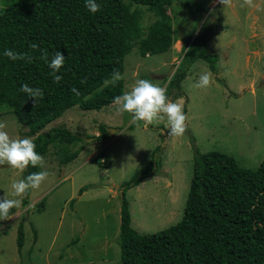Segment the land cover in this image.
Wrapping results in <instances>:
<instances>
[{
  "label": "rangeland",
  "instance_id": "1",
  "mask_svg": "<svg viewBox=\"0 0 264 264\" xmlns=\"http://www.w3.org/2000/svg\"><path fill=\"white\" fill-rule=\"evenodd\" d=\"M11 2L0 0V6ZM241 3L233 0L224 7L219 0H173L166 11L174 35L170 49L140 57L133 47L123 58V92L137 79L166 87L169 100L182 103L187 116L182 136L168 134L166 116L144 126L132 124L131 115L121 114L114 102L98 110L73 105L40 130L62 126L80 139L47 147L45 167L38 172L49 175L38 189L14 197L11 185L24 174L0 166V197L22 200L10 219L0 221V264H119L122 183L134 172L149 169L124 192L130 226L146 234L180 220L195 151L225 153L247 169L258 166L264 158V0H255L260 10ZM153 18L142 7L143 28ZM193 38L216 54V70L196 59L179 89H171L169 77ZM205 72L212 75L211 86L194 87ZM0 122L11 138H32L6 107H0ZM100 124L105 135L96 139ZM74 151L77 155L62 163ZM19 224L23 242L18 249Z\"/></svg>",
  "mask_w": 264,
  "mask_h": 264
},
{
  "label": "trees",
  "instance_id": "2",
  "mask_svg": "<svg viewBox=\"0 0 264 264\" xmlns=\"http://www.w3.org/2000/svg\"><path fill=\"white\" fill-rule=\"evenodd\" d=\"M172 1L96 0L100 10L94 14L85 0H12L0 6V107L27 127L37 153L44 155L55 142L80 139L62 126L40 132L66 109L76 105L98 110L123 93L122 79L115 85L106 81L111 80L113 70L122 73L123 58L133 47L140 57L170 49L174 35L166 11ZM142 7L154 16L145 28ZM32 43L38 48L31 49ZM5 49L28 53L33 61H13L4 55ZM44 51L49 60L55 51L66 57L56 73L63 77L59 83L40 59ZM181 53L169 77L171 89H179L188 65L196 59L204 60L210 71L216 70V54L196 38ZM25 83L43 90L38 106L33 107L32 98L19 90ZM73 87L80 90L79 96L70 91ZM98 128L95 138L101 139L105 126ZM76 155V151L66 155L62 163ZM38 169L29 166L24 178ZM148 171L137 170L122 183L119 264H264V158L256 168L247 169L225 153L195 151L180 220L159 231L139 234L130 226L124 192ZM16 230L19 249L23 242L20 224Z\"/></svg>",
  "mask_w": 264,
  "mask_h": 264
},
{
  "label": "clouds",
  "instance_id": "3",
  "mask_svg": "<svg viewBox=\"0 0 264 264\" xmlns=\"http://www.w3.org/2000/svg\"><path fill=\"white\" fill-rule=\"evenodd\" d=\"M224 7H231L233 0H219ZM85 6L91 13H96L100 10V5L96 0H85ZM240 7L256 8L259 5L255 0H242ZM30 48L35 50L38 45L32 43ZM4 55L9 59L23 60L27 63L33 61V56L28 53H16L11 49H5ZM48 67L52 70L50 75L53 76V81L59 83L62 80L61 75H57L60 69L65 64V55L60 51H55L49 60L48 53L44 51L41 56ZM122 79L121 73L113 70L111 80L106 83L116 82ZM212 75L210 72H205L199 76L198 81L194 85L196 88H208L211 86ZM86 83V78L81 80V84ZM25 93L27 97L32 98L33 107L39 105L43 100L44 92L38 87H30L28 84H22L19 89ZM74 95L79 96L80 90L73 87L70 90ZM114 103L119 105L118 111L129 113L131 115V123L139 124L143 122L144 126L157 123L163 117L167 118L168 134L175 137L182 136L186 129L187 116L183 111V104L170 101L167 96V88L153 84L148 79H137L135 85L129 90L123 92L121 95L114 97ZM6 124L0 122V166L7 165L13 169L23 173L29 166L44 169L45 160L42 155L37 153L36 145L31 138H11L4 129ZM49 173L46 170L39 172H32L25 178L12 183L14 197H23L29 189H38L41 184L47 179ZM22 206L21 199H10L5 196L0 197V221L10 219V212L14 208Z\"/></svg>",
  "mask_w": 264,
  "mask_h": 264
},
{
  "label": "water",
  "instance_id": "4",
  "mask_svg": "<svg viewBox=\"0 0 264 264\" xmlns=\"http://www.w3.org/2000/svg\"><path fill=\"white\" fill-rule=\"evenodd\" d=\"M172 68H173V66L170 68V71H171ZM170 71H169V72H170ZM169 72H168V73H169Z\"/></svg>",
  "mask_w": 264,
  "mask_h": 264
}]
</instances>
